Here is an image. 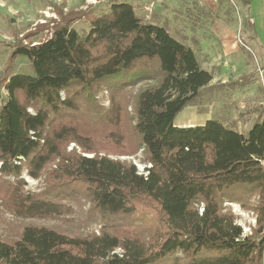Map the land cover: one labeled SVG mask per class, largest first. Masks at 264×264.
<instances>
[{"label": "trees", "instance_id": "1", "mask_svg": "<svg viewBox=\"0 0 264 264\" xmlns=\"http://www.w3.org/2000/svg\"><path fill=\"white\" fill-rule=\"evenodd\" d=\"M106 2L100 12L57 8L59 20L17 37L0 108V207L17 219H55L84 195L102 226L76 234L21 224L17 238L0 236V264H264V106L246 133L217 119L176 126L215 87L213 74L132 3ZM81 20L87 27L74 29ZM18 57L31 72L9 75ZM141 150L147 174L115 158ZM24 174H45L46 191L28 190ZM247 194L258 199L251 234L223 205Z\"/></svg>", "mask_w": 264, "mask_h": 264}, {"label": "rangeland", "instance_id": "2", "mask_svg": "<svg viewBox=\"0 0 264 264\" xmlns=\"http://www.w3.org/2000/svg\"><path fill=\"white\" fill-rule=\"evenodd\" d=\"M132 3L136 12L145 20L153 21L165 26L171 35L189 45L197 54L204 67L212 69L218 75L212 81V89L204 88L196 103L186 107L175 120L178 127L204 125L210 119H217L227 125H234L239 131L246 133L256 120L253 109L261 106L264 97L263 81L257 82L259 76L258 59L262 55L264 64V0H126ZM92 7L100 12L108 7L104 0H0V108L7 98V92L1 82L7 72L9 57L15 39L21 37L28 30L33 29L39 22L50 19H60L57 8L64 12ZM72 27L81 30L87 27L84 20L76 21ZM232 34L233 40L226 46V36ZM51 35V29L40 33L36 40H45ZM217 51L210 49L204 52L203 43ZM211 40L212 42H209ZM249 62L244 67L234 69L235 61L223 63L220 55ZM235 59V58H234ZM226 64V63H225ZM226 72L228 83L224 84L223 75L219 69ZM31 65L27 58L18 57L9 75L30 73ZM230 73V74H228ZM253 75L252 81L245 87L238 88L234 83L245 76ZM222 77V78H221ZM221 78V79H220ZM256 78V79H255ZM259 78V77H258ZM264 80V79H263ZM2 83V84H1ZM104 107L109 106L108 94L99 96ZM71 144L68 150H71ZM132 161L141 173H146L149 163L145 153L141 150L134 156L116 157ZM27 189L32 192L46 191L45 174L40 179H33L26 174ZM258 199L256 195L247 194L240 201L224 202L225 210L236 215L237 222L248 234L257 226V211L255 207ZM71 212L55 219H17L0 207V236L17 238L18 226L32 224L54 227L59 230L76 233L91 234L99 232L101 219L89 214L90 203L80 195L77 200H67Z\"/></svg>", "mask_w": 264, "mask_h": 264}, {"label": "crops", "instance_id": "3", "mask_svg": "<svg viewBox=\"0 0 264 264\" xmlns=\"http://www.w3.org/2000/svg\"><path fill=\"white\" fill-rule=\"evenodd\" d=\"M233 38V36H232V34H228V36H226V46H227V44L228 43H231L232 45H233V43L234 42H232V39ZM205 41L207 42V40H201V42L203 43V47H204V52L206 53V52H208L210 49H212V50H215V51H217V53H219V51H218V49H217V47H215L214 49H213V47H212V44L211 43H209L210 44V47H208V46H206L207 45V43H206V45H205ZM209 42H212L211 40H208ZM207 54V53H206ZM220 55V58H223V63H224V65L225 66H227V63H232V60H234L235 61V65H237V66H234V69H238L237 67L238 66H242V67H244L245 65H248L247 67H249L250 65H249V62L250 61H247V60H245V59H238V57H239V54H237V55H235V59L234 58H228V57H224L223 55H221V54H219ZM258 62H259V71H260V73H259V76L257 75L256 76V78L258 79L257 80V82H259L260 80L261 81H263V86H264V64H263V57H262V55L260 56V58L258 59ZM226 63V64H225ZM201 66L204 68V69H206V70H208V71H210L211 73H212V69H209L208 67H204L202 64H201ZM250 68V67H249ZM220 73L223 75V81H222V83H224V84H226V83H228V81H227V79L225 78V76L227 75V73L226 72H223V70H222V68L221 69H219V75H220ZM213 74V73H212ZM228 74H230V73H228ZM216 77H219L218 75H214L213 74V80L212 81H214V79L216 78ZM259 77V78H258ZM222 78V77H221ZM220 78V79H221ZM255 78V79H256ZM211 84H212V82H211ZM261 104V106H264V97H263V101L260 103ZM256 114V118H257V113H255Z\"/></svg>", "mask_w": 264, "mask_h": 264}, {"label": "built area", "instance_id": "4", "mask_svg": "<svg viewBox=\"0 0 264 264\" xmlns=\"http://www.w3.org/2000/svg\"><path fill=\"white\" fill-rule=\"evenodd\" d=\"M92 2H97L98 0H91ZM104 1H109V0H104ZM151 166V164H149V167ZM145 174H147V172L145 173ZM244 230V229H243ZM244 233L245 234H248V233H246L245 231H244Z\"/></svg>", "mask_w": 264, "mask_h": 264}]
</instances>
